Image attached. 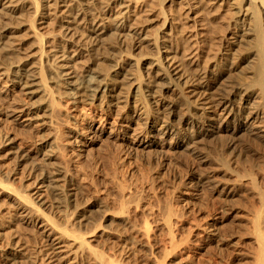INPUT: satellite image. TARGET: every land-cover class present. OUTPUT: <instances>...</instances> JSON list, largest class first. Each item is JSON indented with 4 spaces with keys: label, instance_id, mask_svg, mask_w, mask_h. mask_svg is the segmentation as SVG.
<instances>
[{
    "label": "bare ground",
    "instance_id": "1",
    "mask_svg": "<svg viewBox=\"0 0 264 264\" xmlns=\"http://www.w3.org/2000/svg\"><path fill=\"white\" fill-rule=\"evenodd\" d=\"M263 150L264 0H0V264H108L115 228L180 166L188 174L150 210L167 243L172 201L204 191L218 209L200 244L264 264ZM93 151L109 155L97 166L115 208L77 199ZM9 161L25 170L19 188ZM124 161L145 174L126 182ZM240 195L253 205L239 220L226 206ZM226 222L241 229L229 236ZM27 226L44 243L36 255L16 234ZM148 232L123 242L146 248Z\"/></svg>",
    "mask_w": 264,
    "mask_h": 264
},
{
    "label": "rangeland",
    "instance_id": "2",
    "mask_svg": "<svg viewBox=\"0 0 264 264\" xmlns=\"http://www.w3.org/2000/svg\"><path fill=\"white\" fill-rule=\"evenodd\" d=\"M264 153V150L262 151ZM108 153L105 151L102 155L92 152L85 164L78 165V170H84L86 175L82 181L78 183L79 190L77 199H91L98 197L103 204L116 207L115 191L113 190V181L108 170L105 168L98 169L97 163L106 165ZM187 163V162H186ZM124 165L116 170L119 177H125L126 182L132 181L136 174H145V170L139 163H128L124 161ZM136 166V173L130 174L132 166ZM2 172L11 173L14 180L9 181V185L14 188L21 186V175L25 172L22 168L16 166L14 161H9L2 167ZM92 171H94L92 173ZM188 169L185 166L177 167L174 171L168 169L161 175L163 185H153L148 199L143 203L144 210L137 209L130 214V223L128 225H120L116 231L108 239V243L104 249H101V254L108 259L111 264H238L235 260V249H222L220 252L217 248L211 245H202L199 240L208 230L204 227L209 221L208 218L218 209L217 202L210 197L207 192L202 193V196L195 205H188L177 198L172 201V208L181 213L180 218L174 224V244L170 246L167 243L166 236L162 230L155 227L156 213L150 211L156 208L158 202L163 203L170 191V184L178 183L184 175L188 174ZM132 175V176H131ZM23 182V181H22ZM74 183L71 184L73 188ZM3 204V203H0ZM155 204V206H153ZM233 206L231 211L240 220L245 215L244 211L250 208L253 203L243 195L232 199V202L227 203L226 207ZM0 212L5 214L6 207H1ZM145 225L149 228L147 247L143 248L136 245L134 241L139 239L135 237L132 243L124 244L123 235L135 234V230ZM19 228V227H18ZM20 229V228H19ZM16 228V234L20 236L28 252L36 255L37 251L43 249L44 243L34 235V228L31 226L22 227L20 230ZM241 229L237 222H226L223 231L231 235L236 230ZM145 239V238H144ZM234 242L235 239L232 236ZM231 241V237L227 242ZM204 248V250H203ZM194 252V254H193ZM187 256V257H186ZM108 263V264H109Z\"/></svg>",
    "mask_w": 264,
    "mask_h": 264
}]
</instances>
